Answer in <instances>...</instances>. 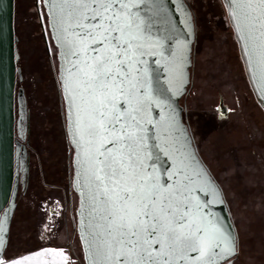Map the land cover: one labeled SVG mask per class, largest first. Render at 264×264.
<instances>
[{"label": "snow or ice", "instance_id": "1", "mask_svg": "<svg viewBox=\"0 0 264 264\" xmlns=\"http://www.w3.org/2000/svg\"><path fill=\"white\" fill-rule=\"evenodd\" d=\"M148 3L159 8L158 0H61L60 4L61 31L75 37L64 40L66 54L76 57L73 74L81 100L75 105L69 93L70 107L78 112L74 135L101 146L89 157L96 190L93 200L99 198L102 204L93 209L103 221L96 225L101 229L97 255L100 264H187L188 253L197 252L196 264H232L237 254L233 234L218 220L205 219L199 201L184 203L190 199L192 183L212 197L208 203L222 200L221 190L206 172L193 169L194 175H188L181 170L184 180L175 181L181 186L175 188L161 184L155 175L159 156L153 148L158 146L149 144L144 125L151 124L145 119L149 105L158 101L152 95L143 57L157 42L149 39L150 20L133 11ZM258 3L264 6V0ZM88 41L100 47L90 49ZM261 48L264 65V40ZM90 50L96 54L89 56ZM65 84L67 88V80ZM121 98L130 108L127 118L116 110ZM104 141L115 151H102ZM153 157L149 172L146 161ZM105 235L108 239L102 238Z\"/></svg>", "mask_w": 264, "mask_h": 264}, {"label": "water", "instance_id": "2", "mask_svg": "<svg viewBox=\"0 0 264 264\" xmlns=\"http://www.w3.org/2000/svg\"><path fill=\"white\" fill-rule=\"evenodd\" d=\"M222 2L238 44L247 79L257 103L264 112V99H262L264 65L261 64L264 6H261L258 0H252L250 7L249 0H222ZM60 4L61 0H42L50 37L57 49V79L64 108L66 135L73 149L71 184L78 195L76 229L85 264H100V257L97 255L99 239L97 234L101 233V229L96 228V225L103 221L100 220L99 211L93 209L102 208V204L99 198L93 200L96 190L90 174L92 162L89 157L101 146L99 143L89 144L87 140L80 141L74 135L78 112L77 107H70L69 93H72L75 105H80L81 100L76 86L77 77L73 74V62L76 57L66 54L67 46L64 40L65 37L68 39L75 37L61 31ZM158 4V9H153L150 3L141 4L138 10L133 9L139 11L146 20H150L149 39L157 42L155 46L146 49L143 57L146 61L143 67L148 69L152 95L158 101L149 105L145 117L146 120L151 121V124L144 125L150 137L149 144L158 146L153 148V152L159 156L158 160L153 157L146 161L149 165L148 171H152L151 165L155 160V175L160 183L175 188L181 187L174 182L184 180L183 172L194 175L193 169H203L221 190L222 200L208 203L212 197L201 191L198 183H192L188 186L191 189L190 199L184 203L194 205L199 201L204 205L201 215L207 220H218L233 234L237 242L238 254V231L228 202L220 184L198 152L191 130L184 120V107L181 104V99L191 84L193 49L197 37L195 16L187 0H158ZM15 20L16 0H0V241H2L0 250L3 252V257L9 244L20 185L24 186V177L29 169L26 144L28 134L27 130L22 132L23 121L28 120V104L24 87H20L16 92L17 79L21 81L23 74L22 68L17 65L20 53ZM87 43L90 49L100 47L92 41ZM95 54L91 50L88 52L89 56ZM227 108L225 104L219 105V118L228 115ZM116 110L127 118L130 108L121 98L117 101ZM79 115L83 120V114ZM169 122L172 123L171 127L168 126ZM104 148L115 151L108 141H104L101 150L103 151ZM23 164L26 165L25 171L21 168ZM186 164L189 166L185 167ZM184 192L186 196L189 195L186 189ZM102 238L108 239L106 235ZM197 256V252H189L187 264H196L193 258ZM235 257L232 258V264Z\"/></svg>", "mask_w": 264, "mask_h": 264}, {"label": "rangeland", "instance_id": "3", "mask_svg": "<svg viewBox=\"0 0 264 264\" xmlns=\"http://www.w3.org/2000/svg\"><path fill=\"white\" fill-rule=\"evenodd\" d=\"M191 2L197 19L198 67L195 87L189 96V111L199 153L221 183L238 228L241 250L235 264H263L264 243L257 248L252 240L264 225V214L257 216L260 212L259 201L264 198L261 193V181H264V113L250 105L245 109L241 108L239 102H243L241 97L242 94L245 95L244 91H238V100L209 71L208 65L217 55L223 54L220 51L221 45L231 44L225 37L232 36L233 32L222 1ZM38 8L36 0H16L15 29L20 65L24 69L25 88L33 119L46 153L48 146H57V138L62 135L61 152L65 157V133L60 121V116H64V108L59 96L57 49L50 37L42 0H38ZM44 33L50 44L53 63L46 51ZM241 77L244 78L243 73ZM219 93L224 94L226 104L231 108L230 116L222 123L218 122L214 107ZM60 128L63 129L61 134ZM53 155L58 156L57 151ZM13 234L12 231V236ZM23 234L19 238V245L15 244V240L10 241L11 246L3 264L50 262V252L47 249L44 255L35 247L25 252L27 244ZM35 245L32 242V246Z\"/></svg>", "mask_w": 264, "mask_h": 264}, {"label": "flooded vegetation", "instance_id": "4", "mask_svg": "<svg viewBox=\"0 0 264 264\" xmlns=\"http://www.w3.org/2000/svg\"><path fill=\"white\" fill-rule=\"evenodd\" d=\"M187 1L190 4L195 16L197 37L193 49L194 62L191 68V84L188 87L187 93L182 97L181 104L184 107V120L191 130L195 145L199 152L198 143L195 137L196 134L193 129V120L189 111V103L191 102L189 96L191 94V90L195 87L196 70L198 67V31L195 9L191 0ZM36 3L38 8V0H36ZM230 29L232 30V27ZM44 36L46 51L50 56V61L52 62L50 44L45 33ZM225 37L231 44L224 46L221 45L222 49L220 51L223 54L221 56L217 55L214 61L208 65L210 69L209 71H211L215 78L219 79V84L224 85L229 91V94L237 97L238 100V91H244L245 95L242 94L241 97L243 102H239L241 108L245 109L247 105H250L255 107L257 110L260 109L263 111L261 106L257 103L247 79L234 34L232 33V36L230 35V37ZM218 45L220 46V44ZM17 65L22 68L23 79L21 81L17 79L16 92L20 87H24L29 112L27 122L23 121L22 125V132L24 133L27 130L28 134L26 144L28 146L29 169L26 177H24V186L20 185L17 197V208L11 224L9 244L5 250L2 260H4L9 246H11L10 241L15 240V244L19 245L21 233H24V241L27 244V250H25V252H29L32 247L38 249L39 253L42 254L46 251V249L49 250L50 262L45 264H85L82 245L76 229V207L78 204V195L73 190L71 184L73 173V149L68 143L65 118L64 116H60L61 126L62 124L64 126L66 156L64 157L61 152L63 145V140H61L62 135H60L59 139L56 137L58 140L57 146L54 148L52 146H48V153H46V149L40 139V133L38 132L33 119L29 96L25 88L24 69L20 65V59ZM242 73L244 78L241 77ZM59 96L62 100L60 91ZM220 104H225L228 107V115L226 117L224 116L219 118L218 107ZM214 107L217 112L218 122L222 123L221 121L228 119L231 114V108H229L226 104V99L223 93H219L217 103ZM62 130L63 129L60 128V134L62 133ZM54 151L55 153L57 151L58 156L53 155ZM21 168L25 171L26 165L23 164ZM219 184L227 200L226 193L221 183ZM12 231L14 234L16 233L15 236L14 234L12 236ZM32 242L36 243V245L32 246ZM37 243L41 244L37 245Z\"/></svg>", "mask_w": 264, "mask_h": 264}, {"label": "trees", "instance_id": "5", "mask_svg": "<svg viewBox=\"0 0 264 264\" xmlns=\"http://www.w3.org/2000/svg\"><path fill=\"white\" fill-rule=\"evenodd\" d=\"M222 1V0H221ZM223 3V2H222ZM262 183L261 184H263V187L261 188V190H262V192L261 193H263L264 194V181H261ZM259 205H260V212L257 214V216L259 217V216H262L263 214H264V198H262V199H260V201H259ZM260 214H262V215H260ZM237 226V225H236ZM237 231H238V228H237ZM259 234H262L259 238H257V236L259 235ZM258 235L252 240L253 241V244H255V246L258 248L260 245H262L263 243H264V225L261 227V232H258ZM238 238H239V248H238V253L240 252V250H241V247H240V243H241V240H240V235H239V233H238ZM263 241V242H262ZM251 256V255H250ZM256 257H259V256H257V255H255ZM237 257H238V254H237V256L234 258L235 259V262L237 261L236 259H237ZM261 257V256H260ZM259 264V263H258ZM264 264V263H263Z\"/></svg>", "mask_w": 264, "mask_h": 264}]
</instances>
